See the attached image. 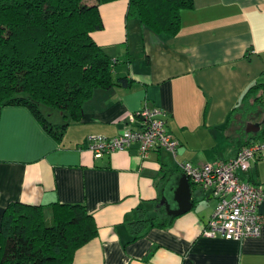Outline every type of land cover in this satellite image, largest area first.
Returning <instances> with one entry per match:
<instances>
[{
	"label": "crops",
	"instance_id": "0c3cea01",
	"mask_svg": "<svg viewBox=\"0 0 264 264\" xmlns=\"http://www.w3.org/2000/svg\"><path fill=\"white\" fill-rule=\"evenodd\" d=\"M99 11L102 28L92 38L115 61L113 74L130 82L93 89L76 120L48 109L49 122L66 123L58 135L25 106L0 109V223L14 201L41 205L49 222L53 204L81 203L97 234L76 248L72 264H264V224L257 236L239 240L205 235L217 201L189 178V210L169 215L158 204L180 164L225 161L248 139L264 140L253 137L264 126V106L242 109L245 90L264 83V0H193L174 35L155 34L127 16V0L101 3ZM144 104L163 109L175 150L142 156L133 143L94 157L87 137L119 134ZM258 121L257 132L246 131ZM237 176L264 186V158ZM159 210L171 218L168 226L132 234L129 222ZM257 210L264 215V200Z\"/></svg>",
	"mask_w": 264,
	"mask_h": 264
},
{
	"label": "trees",
	"instance_id": "16d2710c",
	"mask_svg": "<svg viewBox=\"0 0 264 264\" xmlns=\"http://www.w3.org/2000/svg\"><path fill=\"white\" fill-rule=\"evenodd\" d=\"M109 1L0 0V109L25 106L46 131L58 135L66 123L49 122L41 106L76 120L93 89L127 86L130 79L113 74L115 61L91 35L102 28L99 4ZM192 7L193 0H127L126 14L155 34L174 35L181 10ZM262 100L264 83L249 86L243 111L264 106ZM259 135L264 136V126L253 137ZM248 140L242 146L253 142ZM170 221L159 210L140 215L128 227L139 236ZM96 234L94 219L81 203L53 204L49 222L41 205L14 201L1 216L0 264H72L76 248Z\"/></svg>",
	"mask_w": 264,
	"mask_h": 264
},
{
	"label": "built area",
	"instance_id": "2783aa9c",
	"mask_svg": "<svg viewBox=\"0 0 264 264\" xmlns=\"http://www.w3.org/2000/svg\"><path fill=\"white\" fill-rule=\"evenodd\" d=\"M165 113L158 106L142 105L128 115V126L115 136L90 134L87 149L94 157L109 155L116 150L138 144V151L146 156L152 149L163 148L173 152L177 139L169 133ZM264 158V140L253 141L242 146L228 160L206 162L193 166L189 162L180 164L182 172L195 184L210 192L217 203L203 233L208 236L221 235L226 239H243L257 236L264 224V215L258 206L264 200V186L242 182L237 171H247L250 162Z\"/></svg>",
	"mask_w": 264,
	"mask_h": 264
},
{
	"label": "water",
	"instance_id": "95a60500",
	"mask_svg": "<svg viewBox=\"0 0 264 264\" xmlns=\"http://www.w3.org/2000/svg\"><path fill=\"white\" fill-rule=\"evenodd\" d=\"M260 126L261 122L259 121L248 122L246 131L257 132ZM172 181H174L175 187L170 185ZM167 184H169L168 187H166ZM167 184L162 189L158 204L164 205L169 215H178L189 210L191 207V192L188 176L184 172L175 173L168 178ZM168 191H171L172 196L169 195Z\"/></svg>",
	"mask_w": 264,
	"mask_h": 264
},
{
	"label": "rangeland",
	"instance_id": "374dc122",
	"mask_svg": "<svg viewBox=\"0 0 264 264\" xmlns=\"http://www.w3.org/2000/svg\"><path fill=\"white\" fill-rule=\"evenodd\" d=\"M42 108H41V110H42V112L44 113V114H48V111L50 112V111H52V112H54L53 113V115H52V117H54V116H57L58 115V113H59V111L57 110V109H55V108H52V107H49V106H41ZM49 109V110H48ZM48 110V111H47ZM51 117V118H52Z\"/></svg>",
	"mask_w": 264,
	"mask_h": 264
}]
</instances>
